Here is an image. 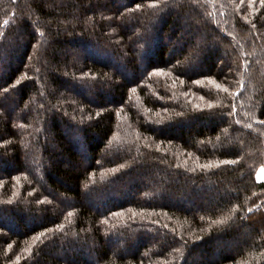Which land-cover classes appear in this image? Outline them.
Instances as JSON below:
<instances>
[{
  "label": "trees",
  "instance_id": "obj_1",
  "mask_svg": "<svg viewBox=\"0 0 264 264\" xmlns=\"http://www.w3.org/2000/svg\"><path fill=\"white\" fill-rule=\"evenodd\" d=\"M262 168L264 0H0V264H264Z\"/></svg>",
  "mask_w": 264,
  "mask_h": 264
},
{
  "label": "rangeland",
  "instance_id": "obj_2",
  "mask_svg": "<svg viewBox=\"0 0 264 264\" xmlns=\"http://www.w3.org/2000/svg\"><path fill=\"white\" fill-rule=\"evenodd\" d=\"M34 109V108H33ZM48 140L46 141V144H48ZM262 169H264V168H262ZM262 169H261V171H260V174L263 176H260V179H264V171H262Z\"/></svg>",
  "mask_w": 264,
  "mask_h": 264
},
{
  "label": "snow or ice",
  "instance_id": "obj_3",
  "mask_svg": "<svg viewBox=\"0 0 264 264\" xmlns=\"http://www.w3.org/2000/svg\"><path fill=\"white\" fill-rule=\"evenodd\" d=\"M225 91H227V89H225ZM262 171H264V169H262Z\"/></svg>",
  "mask_w": 264,
  "mask_h": 264
}]
</instances>
